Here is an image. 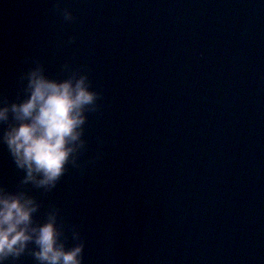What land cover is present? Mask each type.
<instances>
[{"label":"water","instance_id":"95a60500","mask_svg":"<svg viewBox=\"0 0 264 264\" xmlns=\"http://www.w3.org/2000/svg\"><path fill=\"white\" fill-rule=\"evenodd\" d=\"M36 60L99 94L79 167L24 186L83 264H264V0H0V99Z\"/></svg>","mask_w":264,"mask_h":264},{"label":"clouds","instance_id":"9594fccd","mask_svg":"<svg viewBox=\"0 0 264 264\" xmlns=\"http://www.w3.org/2000/svg\"><path fill=\"white\" fill-rule=\"evenodd\" d=\"M61 15L65 21L73 19L68 7ZM21 82L22 96L0 99V145L23 172L17 190L0 185V264H17L26 252L36 264H83L85 245L79 231L73 229L69 246L58 209L50 208L38 220L40 204L24 186L51 191L69 165L79 167L87 113L96 109L99 94L87 73L52 77L38 60Z\"/></svg>","mask_w":264,"mask_h":264}]
</instances>
